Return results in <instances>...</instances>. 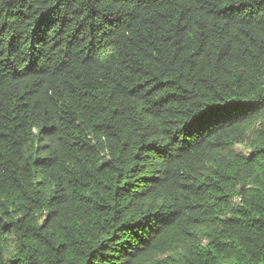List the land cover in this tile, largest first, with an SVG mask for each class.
Wrapping results in <instances>:
<instances>
[{
	"label": "trees",
	"instance_id": "16d2710c",
	"mask_svg": "<svg viewBox=\"0 0 264 264\" xmlns=\"http://www.w3.org/2000/svg\"><path fill=\"white\" fill-rule=\"evenodd\" d=\"M0 264H264V0H0Z\"/></svg>",
	"mask_w": 264,
	"mask_h": 264
},
{
	"label": "rangeland",
	"instance_id": "374dc122",
	"mask_svg": "<svg viewBox=\"0 0 264 264\" xmlns=\"http://www.w3.org/2000/svg\"><path fill=\"white\" fill-rule=\"evenodd\" d=\"M238 149H239L240 151H242V150H243V148H242V147H238Z\"/></svg>",
	"mask_w": 264,
	"mask_h": 264
}]
</instances>
